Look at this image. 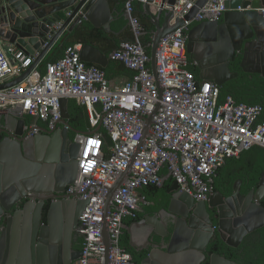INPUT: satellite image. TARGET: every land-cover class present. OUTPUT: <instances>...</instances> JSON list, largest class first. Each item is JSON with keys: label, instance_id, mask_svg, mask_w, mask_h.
Wrapping results in <instances>:
<instances>
[{"label": "built area", "instance_id": "2783aa9c", "mask_svg": "<svg viewBox=\"0 0 264 264\" xmlns=\"http://www.w3.org/2000/svg\"><path fill=\"white\" fill-rule=\"evenodd\" d=\"M135 1L157 10L162 7L161 0ZM199 1L177 0L174 6L165 4L163 8L184 19ZM226 11V0H209L193 20L162 39L157 55L158 84L141 42L144 29L131 3L126 14L135 39L122 42L110 56L134 73L128 80L110 81L100 67L84 63L83 45L78 44L69 47L59 61L48 64L44 75L36 71L38 65L22 82L2 90L25 75L36 57L15 45L5 48L0 43V111L21 109L25 117L32 118L34 123L25 128L29 137L39 134L35 129L39 121L53 130L62 119V100L73 99L88 108L93 127L101 124L110 138L106 155L100 133L75 135L74 141L81 147L78 175L67 195L89 200L80 217L79 232L85 242L78 264H134L121 241L126 221L136 219L151 205L141 193L144 188L161 187L169 176L182 192L198 202H208L227 160L254 147L264 149V119L260 121L264 108L239 104L232 97L220 102V87L203 84L190 70L195 65L187 53L189 30L195 23L220 22ZM258 11L264 16V8ZM151 115L153 124L146 135L144 119ZM130 167L105 222L108 190ZM104 224L111 237L109 251L104 244Z\"/></svg>", "mask_w": 264, "mask_h": 264}, {"label": "water", "instance_id": "95a60500", "mask_svg": "<svg viewBox=\"0 0 264 264\" xmlns=\"http://www.w3.org/2000/svg\"><path fill=\"white\" fill-rule=\"evenodd\" d=\"M208 1L200 0L184 19L163 8L165 4L174 6L177 0H161L162 7L156 12H153L149 3L143 5V14L155 27L150 58L152 74L157 84V55L162 39L182 28L185 21L193 20ZM226 8L220 22L204 21L194 24L187 36V53L199 71L200 81L203 84L212 82L220 88L238 78L239 73L232 71L237 63L242 72L264 78V16L258 11L264 8V0H226ZM125 15L129 21V15ZM82 20L111 33L110 23L114 17L108 0H0V42L15 45L36 57L35 64L25 75L1 89H8L22 82L32 70L41 65L63 34L71 33ZM59 24L62 26L58 29L56 26ZM81 60L103 69L110 63V58L92 45H83ZM61 104L62 119L58 125L53 130L36 125L35 129L39 134L30 138L29 132H25L27 117L22 114L21 109L0 111V133L7 135L0 142V219L20 206L26 198L36 201L25 205L22 211L16 212L8 220V226L0 238V264H5L7 257L8 264H36V258L38 264H49L47 248L50 244L52 264H72L82 256L81 252L73 251L72 243L89 200H75L67 195L68 187L75 183L78 175L81 148L71 136L98 135L102 125L93 127L88 108L82 106L85 130L74 129L70 124L69 100L63 99ZM94 117L97 118L96 115ZM153 118L154 115H151L144 119L146 135L153 124ZM130 170L131 167L108 190L104 207L105 222L113 198L127 180ZM168 178L169 176L165 178L164 183ZM242 185L241 180L237 181L229 198L224 199L216 192L208 202H198L182 192L174 182L168 191V210L160 215L149 216L133 226L151 225L155 228L152 231L154 235L162 242L165 241L163 245L156 244L153 247L147 264H204L209 246L218 237L227 247L240 249L249 235L264 228V172L257 189L243 194ZM47 200L55 202L49 211L46 232L39 233L35 230L30 238L26 231L31 228V213L37 208L39 219ZM208 209H214L218 213V231L201 221V213L207 216ZM164 216L171 218L173 231H166ZM133 227L126 229L132 238V245ZM10 231H13L14 238L9 255L6 237ZM20 231H24V234L22 246L18 250ZM39 235L40 245L36 253ZM103 238L109 251L111 237L106 224L103 226ZM208 263L238 264L218 254L210 256Z\"/></svg>", "mask_w": 264, "mask_h": 264}, {"label": "trees", "instance_id": "16d2710c", "mask_svg": "<svg viewBox=\"0 0 264 264\" xmlns=\"http://www.w3.org/2000/svg\"><path fill=\"white\" fill-rule=\"evenodd\" d=\"M109 3L113 7H118V11L121 13L117 15L121 27L124 28L129 24L126 19V8L129 3L134 6L135 16L139 19L145 35L141 37V42L145 46L147 53L150 55L151 52V41L152 33L155 30L154 25L151 23L150 19L146 17L143 12V4L135 0H109ZM121 6L124 8L121 10ZM134 35L129 27L128 30L124 32L123 35L117 36L115 33H107L103 29H98L92 26L91 23L83 21L80 23L71 34L65 36L64 43L57 46L55 50V55L50 56L42 63L40 69L42 75L46 73L47 65L50 63H55L59 61L64 55L69 47L75 45H92L103 51L104 54L111 56V54L116 51L120 44L124 41H133ZM101 68V67H100ZM110 81L116 75L129 74L130 77L134 73L128 70L125 65L119 61H111L110 66L107 69L101 68ZM190 70L195 74L198 81L199 71L196 67H191ZM233 72L239 73L238 78L228 82L225 86L220 88V102H223L227 97H232L239 104H246L249 106H262L264 108V78L259 75L247 74L242 72L240 68L232 69ZM69 111L71 113L70 124L76 130H85V121L83 117L82 106H80L76 100H69ZM264 119V114L262 116V121ZM27 123L32 124L34 120L27 117ZM38 125L45 127L42 122H38ZM75 139V135L71 136ZM100 137L103 143V152L109 155V148L111 146L110 138L108 137L106 131H100ZM248 154H255L259 158V165H256L253 161L245 162L242 158ZM230 166L234 167V170L230 169ZM264 172V149L261 147H254L249 151L241 154L239 158L229 159L225 165L218 172L217 178L215 180V191L224 192L225 190L230 192L233 187V183L237 180L243 181L242 192L244 194L248 193L252 189H257L261 176ZM162 174L166 177L167 170H164ZM174 181L169 177L162 187L150 186L142 190V194L150 201L155 202L157 205L162 199L168 197V191L173 186ZM264 207V201L262 202ZM155 208V207H154ZM143 215H138L136 219L127 220V224H131L137 219H141ZM83 240L82 244H84ZM129 237L125 234L122 238V247L131 254L129 247ZM215 245L226 247L222 241L218 239ZM229 248V247H228ZM243 254L239 255V252L235 249H228V257L231 260L239 261L241 264H264V228L249 235L242 246Z\"/></svg>", "mask_w": 264, "mask_h": 264}, {"label": "flooded vegetation", "instance_id": "af4514ba", "mask_svg": "<svg viewBox=\"0 0 264 264\" xmlns=\"http://www.w3.org/2000/svg\"><path fill=\"white\" fill-rule=\"evenodd\" d=\"M0 127H1V125H0ZM5 138H7V135L5 133H0V142H2ZM237 181H239V180H237ZM235 183H233V187H234ZM243 186H244V184L242 185V188H243ZM233 187H232V190L230 192L225 190L224 192L215 191V193L216 192L220 193L224 197V199H226V198H229L232 195ZM241 191H242V189H241ZM28 197H30V195H28ZM35 202L36 201L34 199H32V198H26L22 202V204L20 206L15 207L11 212L6 213L3 217H1V219H0V238L2 236L3 230L6 229L7 226H8V224H7L8 220L10 218H13L15 216L16 212L22 211L24 209L25 205L31 204V203H35ZM54 202H55L54 200H47L45 202L44 206L42 207L41 217L39 219L37 217V208L33 209L32 213H31V228H30V231H26V234L29 233L30 238L32 237V234H33V232L35 230L38 231L39 233H41L42 231L46 232L45 229L47 228V226L49 224V218H48L49 211H50V208H51V206H52V204ZM169 205H170V196L169 195H168L167 198L162 199L158 205L155 202H151L150 210L149 211H145L144 216H142L141 219H137L134 222L136 223V222L143 221L145 218H147L149 216L160 215V213H162L164 210L165 211L168 210ZM179 211L180 212H184L182 209H179ZM201 216H202V220H201L202 222H204L205 224H207L209 226L212 225L214 231H218V228H219L218 227L219 216H218V213H217L216 210L208 209V215L206 216L205 214L201 213ZM164 219H165L166 231H173L174 227H173V225L171 223L172 222L171 218L168 217V216H164ZM37 222H38V224H36ZM22 230H23V228H22ZM154 230H155V228L150 225L148 228H144L141 231H154ZM23 234H24V231H20V234H19L20 245L18 247V250L22 246L21 245V241L23 239ZM125 234H126V232H125V229H124L123 237H125ZM145 234L146 233L142 234V236L139 235V236H141V237H139L140 240L136 241L134 239L133 240L134 245L131 244L132 238L129 239L128 244H129V247H130V250H131V254L130 255L132 257V260H133L134 264H147V258L149 256V253L153 249V247L156 244L163 245V243H165V241L162 242L160 238L156 237L153 232H151L150 235H147V234L145 235ZM144 235H145V237H144ZM6 238H7V250H8V252H7V250H6V252L10 255L11 250L13 248V238H14L13 231H10L9 234H7ZM218 239L221 241V239L218 237L209 246V248H208V250L206 252L207 261L204 264H209L208 263V259L210 258V256H212L214 254H218V255H221V256H223V257H225L227 259H230L228 257L229 254L227 252L229 248L226 245H225L226 247H223V246H219L218 247L217 245H215V242L218 241ZM83 240H84V237L82 236V234L79 231H77V233H75L73 235L72 248H73L74 252L80 253L82 251V248H83L82 242H83ZM9 241H10V243L8 244ZM39 245H40V235L37 238V242H36V247H35V252L36 253H38V251H39V249H38ZM31 248H32V244L30 243V249ZM51 248H52V244H50L48 246V248H47V252H48V255H49V264H52ZM237 251L239 252V255L243 254L242 247L240 249H238ZM232 261H234V262H236L238 264H241L239 261H235V260H232ZM8 262H9V257H7L5 259L4 263L8 264ZM78 262L79 261H74V262H72V264H78ZM36 264H38V259L37 258H36Z\"/></svg>", "mask_w": 264, "mask_h": 264}, {"label": "crops", "instance_id": "0c3cea01", "mask_svg": "<svg viewBox=\"0 0 264 264\" xmlns=\"http://www.w3.org/2000/svg\"><path fill=\"white\" fill-rule=\"evenodd\" d=\"M108 2H109V0H108ZM109 6H110V10H111V13H112V15H113V17H114V20L110 23V26H111V30H112V32L111 33H115L117 36H121V35H123L124 34V32L126 31V30H128L129 29V27H128V24H127V26L126 27H124V28H122L121 27V23H119L120 21H119V19H117V15H120L121 13L117 10L118 9V7H113L110 3H109ZM124 8V6H121V10ZM157 11V9H155V8H153V12H156ZM195 24H198V23H195ZM93 26V25H92ZM98 29H103V28H98ZM104 30V29H103ZM105 31V30H104ZM105 32H107V31H105ZM108 33V32H107ZM69 34H71V33H69V32H65L64 34H63V36L61 37V39H60V41L57 43V44H55V46L52 48V50L48 53V55L45 57V59L43 60V61H45L46 59H49V57L50 56H54L56 53H55V50H56V48H57V46H59V45H62L63 43L61 42V40L62 39H64L65 40V36H67V35H69ZM1 43V45L3 46V47H7L9 44L8 43H6V42H0ZM97 48V47H96ZM99 49V48H98ZM102 53H103V51L101 50V49H99ZM104 54V53H103ZM106 55V54H105ZM108 56V55H107ZM109 58H110V56H108ZM111 59H110V63H109V65H108V67L110 66V64H111ZM43 63V62H42ZM42 63H41V65H40V67L38 68V69H36V71L37 72H39V70L41 69V67H42ZM107 67V68H108ZM106 68V69H107ZM233 69L234 68H239V64L237 63V64H235L233 67H232ZM249 68V67H248ZM199 76V75H198ZM131 77H130V75L129 74H123V75H116V76H114L113 77V79L111 80V81H113V82H120V81H124V80H128V79H130ZM200 79V78H199ZM246 163L247 162H251V161H253L256 165H259L260 163V161H259V158L258 157H256V155L255 154H248V155H246V156H244L243 158H242ZM230 169L231 170H234V167L233 166H230ZM150 210V206H148V207H145L144 208V211H143V213L141 214V215H143L144 216V214H145V211H149ZM134 224H135V222H132L131 224H127V223H125V232H126V234L128 235V237H129V239L131 238L130 237V235L128 234V232H127V227H133L134 226ZM149 226H146V227H143V226H141V227H133V231H134V239L137 241V240H140V238L139 237H141L142 236V234H144V233H146L147 235H150V233L152 232V231H141V230H143L144 228H148ZM145 234V235H146ZM139 235H141V236H139ZM145 235H144V237H145Z\"/></svg>", "mask_w": 264, "mask_h": 264}]
</instances>
